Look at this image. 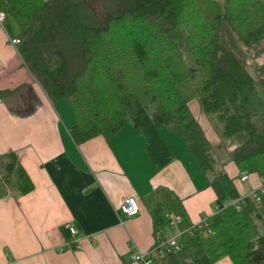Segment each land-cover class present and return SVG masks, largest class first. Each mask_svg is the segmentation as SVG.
<instances>
[{"label":"trees","instance_id":"1","mask_svg":"<svg viewBox=\"0 0 264 264\" xmlns=\"http://www.w3.org/2000/svg\"><path fill=\"white\" fill-rule=\"evenodd\" d=\"M3 1L23 26L16 39L25 66L53 103H68L75 143L110 139L130 125L161 170L174 158L160 134L165 128L182 137L217 181L224 169L189 108L186 88L230 160L261 179L260 189L243 200L219 198L206 226L200 222L178 238L179 251L159 256L172 263L187 253L194 264L225 257L264 264V65L248 68L264 55V0H103L104 20L86 0ZM178 27L187 34L185 58L168 40ZM33 189L18 155H1L0 198ZM161 212L153 211L157 228Z\"/></svg>","mask_w":264,"mask_h":264},{"label":"crops","instance_id":"2","mask_svg":"<svg viewBox=\"0 0 264 264\" xmlns=\"http://www.w3.org/2000/svg\"><path fill=\"white\" fill-rule=\"evenodd\" d=\"M0 13L6 15L0 24V156L16 153L34 186L27 195L0 198V264H138L136 249L147 253L160 240L177 241L215 213L219 198L236 203L260 189L257 174L242 180L245 173L230 160L189 94V108L224 169L217 181L203 172L182 137L165 128L160 134L174 158L161 170L150 159L141 131L130 125L110 139L75 143L68 103H53L25 66L11 43L23 26L16 30L3 0ZM126 198L139 205L133 218L120 211ZM157 207L163 220L158 228ZM187 255L172 263L154 254L153 261L188 264ZM216 264L233 262L225 257Z\"/></svg>","mask_w":264,"mask_h":264},{"label":"built area","instance_id":"3","mask_svg":"<svg viewBox=\"0 0 264 264\" xmlns=\"http://www.w3.org/2000/svg\"><path fill=\"white\" fill-rule=\"evenodd\" d=\"M6 15L4 13H0V24L5 20ZM14 46L19 44V40L14 39L11 41ZM249 177L247 175H243L242 180L247 181ZM120 211L127 218H133L139 214V205L134 198H126L122 204L120 205ZM200 225H207V218H203ZM71 232L73 235H77V231L74 228H71ZM180 247L177 244L176 240H160L157 242L155 247L147 252L142 253L138 249L133 253V259L138 264H154L153 255L158 254L164 256L170 251H179Z\"/></svg>","mask_w":264,"mask_h":264},{"label":"rangeland","instance_id":"4","mask_svg":"<svg viewBox=\"0 0 264 264\" xmlns=\"http://www.w3.org/2000/svg\"><path fill=\"white\" fill-rule=\"evenodd\" d=\"M86 1L91 6V8L96 12V14L101 19L104 20L106 17V12H105V9L103 7V4H105L103 2V0H86ZM219 2H221V0H219ZM11 17L15 20L14 23L16 22L15 23L16 30H17V27H19V30L22 31V25H21L19 19L15 15H12ZM186 35L187 34H186L185 28L184 27H178L175 30H173L168 36V40L170 41V43L175 47V49L178 51V53L180 55H182L184 58L186 56V54H185ZM249 63H250V65L248 66V68L249 69L251 68L252 70H253L252 66L257 67L258 65H260V66L264 65V55H260L258 58L253 59V61H250ZM182 86H186V85H182ZM256 87H257L258 91H260V92L263 91V89L259 83H257ZM182 90H183V87H182ZM183 94L185 95V97H187V95L185 94L184 91H183ZM186 262H188V264H193L192 261H188V259H186Z\"/></svg>","mask_w":264,"mask_h":264}]
</instances>
